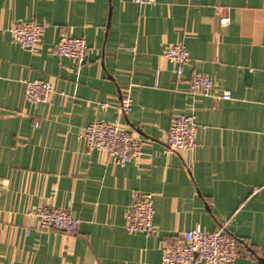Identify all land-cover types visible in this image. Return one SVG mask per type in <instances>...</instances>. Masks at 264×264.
Here are the masks:
<instances>
[{
    "label": "crops",
    "instance_id": "1",
    "mask_svg": "<svg viewBox=\"0 0 264 264\" xmlns=\"http://www.w3.org/2000/svg\"><path fill=\"white\" fill-rule=\"evenodd\" d=\"M19 22L41 26L35 51L14 42ZM61 33L86 42L83 64L53 51ZM177 43L185 74H206L231 99L175 80L163 51ZM27 80L52 82L48 102L25 99ZM179 114L194 117L193 151L165 149ZM95 121L149 139L140 159L117 166L89 150L79 135ZM142 194L155 232L129 233ZM43 205L79 219L77 231L39 229L29 211ZM222 227L234 264H264V0H0V264H160L164 242Z\"/></svg>",
    "mask_w": 264,
    "mask_h": 264
},
{
    "label": "built area",
    "instance_id": "2",
    "mask_svg": "<svg viewBox=\"0 0 264 264\" xmlns=\"http://www.w3.org/2000/svg\"><path fill=\"white\" fill-rule=\"evenodd\" d=\"M137 5H155L156 0H132ZM221 9H219L220 11ZM230 21L228 15L218 19L221 27ZM15 43L27 51H35L41 36V26L36 22H19L9 27ZM88 47L82 38L61 33L53 47L60 57L71 59L76 65L85 61ZM163 56L173 66L175 80L184 82L193 95L231 99V93L224 91L220 95L213 93L212 79L203 73L185 74V67L190 61L188 49L182 44H172L163 51ZM25 99L32 103L48 102L53 93L51 81H25ZM131 98L124 95L119 100L120 113L131 110ZM197 125L192 115L179 114L171 119L166 131L165 149L167 151H193L196 146ZM79 137L89 150L107 154L111 162L123 166L130 159L138 160L143 148L149 144L136 131L121 127L117 123L95 121L82 130ZM37 220L41 230L77 231L80 220L64 209L39 206L29 211ZM154 204L151 194H142L128 209L125 229L129 233L149 234L155 232L153 223ZM238 245L223 227L219 231L208 232L199 228L183 231L172 245L163 243L160 247V264H234L238 257Z\"/></svg>",
    "mask_w": 264,
    "mask_h": 264
},
{
    "label": "water",
    "instance_id": "3",
    "mask_svg": "<svg viewBox=\"0 0 264 264\" xmlns=\"http://www.w3.org/2000/svg\"><path fill=\"white\" fill-rule=\"evenodd\" d=\"M262 262V261H261Z\"/></svg>",
    "mask_w": 264,
    "mask_h": 264
}]
</instances>
